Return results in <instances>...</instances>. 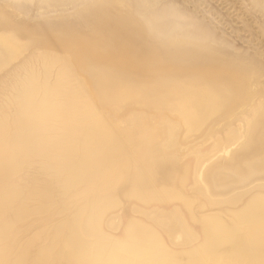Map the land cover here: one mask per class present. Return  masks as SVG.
Masks as SVG:
<instances>
[{"label": "bare ground", "instance_id": "obj_1", "mask_svg": "<svg viewBox=\"0 0 264 264\" xmlns=\"http://www.w3.org/2000/svg\"><path fill=\"white\" fill-rule=\"evenodd\" d=\"M214 1L0 0V264H264V0Z\"/></svg>", "mask_w": 264, "mask_h": 264}, {"label": "rangeland", "instance_id": "obj_2", "mask_svg": "<svg viewBox=\"0 0 264 264\" xmlns=\"http://www.w3.org/2000/svg\"><path fill=\"white\" fill-rule=\"evenodd\" d=\"M208 1H210V0H208ZM240 1V2H239ZM244 1V2H243ZM243 1H241V0H235V2H233V4H231V5H233V7H230V9H225V7H222V5L220 4V2H217V0L216 1H214V2H212L211 4H212V6H213V8L214 9H216L217 11H218V14H215V18H214V15L212 16V15H210V14H208L209 16H212L213 17V19H212V17H209L210 19H212L211 21H214V22H212L214 25H215V27L217 28V29H221V31H223V29H225V32H228L227 33V35H231L230 33H232L233 35H235L234 37H235V39L237 38V35H238V33L244 38V33H245V31H243L242 29H241V23H240V21H239V19L236 17V16H233V11H234V13H236V11L234 10V8H236L237 7V4H248V2L247 1H245V0H243ZM236 6V7H235ZM250 6V5H249ZM248 6V7H249ZM253 14V15H252ZM251 15H250V18H252V20L255 22L254 24H257V23H260L261 21L262 22H264V16H261V15H259L258 13L256 14V13H252ZM232 15V16H231ZM257 16V17H256ZM259 16V17H258ZM253 17H254V19H253ZM263 17V18H262ZM220 18V19H219ZM222 21V22H221ZM227 21H228V23H227ZM219 24V25H218ZM219 26H221V27H219ZM223 28V29H222ZM237 34V35H236ZM246 36V35H245ZM238 40H239V43H241L242 41H241V39H237V42H238Z\"/></svg>", "mask_w": 264, "mask_h": 264}]
</instances>
